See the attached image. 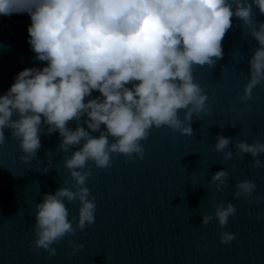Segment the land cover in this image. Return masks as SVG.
I'll return each instance as SVG.
<instances>
[{
  "label": "clouds",
  "instance_id": "obj_1",
  "mask_svg": "<svg viewBox=\"0 0 264 264\" xmlns=\"http://www.w3.org/2000/svg\"><path fill=\"white\" fill-rule=\"evenodd\" d=\"M253 5L264 14V0H0V15L29 14L28 43L36 59L47 62L41 69L19 72L0 96V145L6 142L4 129H11L24 153L19 159L30 162L41 147L42 118L48 125L47 134L58 132L62 138L61 150L67 152L84 141L63 161L75 190L61 186L54 193L43 194L42 202L34 206V250L44 249L52 257L56 255L52 244L95 223V197L84 186L92 175L88 161L104 169L112 164L111 154L129 160L135 154L142 160L145 150L140 142L153 127L166 126L192 136L193 116L199 119L202 113L211 114L206 103L209 95L194 82L192 72L195 66L212 67L222 59V40L232 27L233 16L243 21L259 44L249 60V80L239 97L244 104L240 111L249 110L246 102L252 99L253 88L264 82V23L255 24ZM129 84L131 88L126 87ZM93 90L99 91L102 99L84 102ZM178 110L183 111V118ZM85 114L92 132L105 126L98 138L83 127H67ZM231 141L217 135L214 149L223 152L224 160L249 154L252 168H264L257 158L264 153V143L238 141L233 153L226 151ZM51 164L49 160L42 173ZM228 177L226 170H220L209 183L219 191L227 186ZM235 188L234 198L248 199L256 184L242 180ZM254 199L259 203L264 196L257 194ZM65 201H79L75 226L68 218ZM212 207L221 228L236 214L231 203L214 202ZM212 219V215H204L201 224ZM234 239L233 233H220L222 244ZM69 243L72 254L83 248Z\"/></svg>",
  "mask_w": 264,
  "mask_h": 264
},
{
  "label": "water",
  "instance_id": "obj_2",
  "mask_svg": "<svg viewBox=\"0 0 264 264\" xmlns=\"http://www.w3.org/2000/svg\"><path fill=\"white\" fill-rule=\"evenodd\" d=\"M30 25L27 12L0 15V96L25 68L47 66L46 61L36 59L28 43ZM97 97L101 94L93 90L84 102ZM178 111L183 118V111ZM17 118L15 114L12 117ZM87 119L82 115L67 127H83L94 138L106 131L102 124L100 131L92 132ZM191 127L192 136L166 126L153 127L140 142L145 150L142 160L135 154L132 160L111 154L112 164L104 169L88 161L92 175L84 186L95 197V223L52 244L56 249L52 257L31 245L34 206L42 202L43 194L54 193L61 186L75 190L63 161L84 141L67 152L61 150L62 138L58 132L47 134L48 125L42 118L41 147L35 158L25 163L19 159L24 153L12 138V130L4 129L6 142L0 145V264H238L231 242H220V233L228 231L214 216L212 205L219 201L214 184L209 183L212 173L195 116ZM108 139L114 142L115 138ZM49 160L51 167L42 173ZM65 205L75 226L79 201H65ZM204 215L213 216L207 225L201 224ZM69 241L83 248L72 254Z\"/></svg>",
  "mask_w": 264,
  "mask_h": 264
}]
</instances>
